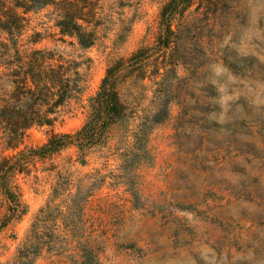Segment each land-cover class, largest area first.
Masks as SVG:
<instances>
[{
  "label": "rangeland",
  "instance_id": "374dc122",
  "mask_svg": "<svg viewBox=\"0 0 264 264\" xmlns=\"http://www.w3.org/2000/svg\"><path fill=\"white\" fill-rule=\"evenodd\" d=\"M93 1L89 47L61 33L53 5L17 9L23 59L13 67L51 50L52 63H73L77 85L53 125H35L13 145L0 128V162L21 167L0 182V264H264V0H236L218 25L222 51L189 83L179 82L189 75L182 63L161 70L162 84L143 82L139 113L163 117L133 162L134 137L120 126L83 153L74 143L32 153L52 132L86 123L112 61L155 43L166 0ZM0 39L10 36L0 29ZM177 84L190 85L179 128Z\"/></svg>",
  "mask_w": 264,
  "mask_h": 264
},
{
  "label": "trees",
  "instance_id": "16d2710c",
  "mask_svg": "<svg viewBox=\"0 0 264 264\" xmlns=\"http://www.w3.org/2000/svg\"><path fill=\"white\" fill-rule=\"evenodd\" d=\"M235 2L166 0L159 12L155 43L141 45L129 56L115 59L108 65L98 91L90 98L86 123L74 134L52 132L45 144L31 149V152L45 156L74 143L83 153L103 141L114 127L120 126L131 131L134 137L126 162L131 163L135 157H140L146 150L144 144L149 129L163 117L161 109L139 113L142 111L139 99L144 95L141 85L146 79L162 84L164 78L158 79L163 74L161 70L167 69V73L169 67L178 63H182L189 73L179 82L189 83L213 61V55L222 51L217 42L220 37L218 25L231 19ZM94 4L93 0H0V29L10 36V40L0 39V65L5 67V71L0 73L3 81L0 85V128L8 134L9 144L18 143L35 125H53L55 117L51 114L71 95L73 85H77L71 74L73 63L62 59L52 63L50 60L55 58V52L51 50L34 49L28 54L25 65L22 62L18 68L13 67L14 57L20 61L23 59L14 42L24 19L17 9L53 5L61 33L75 38L83 47H89L96 40L91 27L95 16ZM189 87L179 84L175 87V96L182 107L178 128L189 114L185 99L190 95ZM134 120L138 123L132 129L129 123ZM20 160L18 157L15 164H20ZM3 161L7 164L0 162V182L5 173L21 170V167L18 169V166L10 164L9 158L4 157ZM7 194L19 205L13 193L9 191ZM18 207H13L14 212L5 218L4 224L14 217Z\"/></svg>",
  "mask_w": 264,
  "mask_h": 264
}]
</instances>
